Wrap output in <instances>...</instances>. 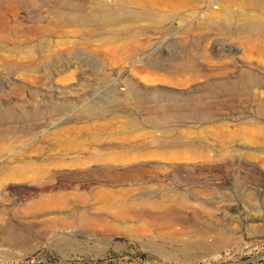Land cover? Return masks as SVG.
Instances as JSON below:
<instances>
[{"label": "rangeland", "instance_id": "rangeland-1", "mask_svg": "<svg viewBox=\"0 0 264 264\" xmlns=\"http://www.w3.org/2000/svg\"><path fill=\"white\" fill-rule=\"evenodd\" d=\"M126 1L0 0V264H264V12Z\"/></svg>", "mask_w": 264, "mask_h": 264}, {"label": "bare ground", "instance_id": "bare-ground-1", "mask_svg": "<svg viewBox=\"0 0 264 264\" xmlns=\"http://www.w3.org/2000/svg\"><path fill=\"white\" fill-rule=\"evenodd\" d=\"M163 1V0H162ZM173 1V0H172ZM243 1V0H242ZM93 4H91L90 6H98V8H103L101 9L100 13H96L97 15H95L96 19V23L100 24L102 28H105L106 31H111L112 33H114V36L116 38L122 37L124 36L127 32H128V28L131 26V24H134L136 21L135 20H151L154 19V17H156V19H159L161 17H163L164 19H167V16L165 15H160L157 14L156 12H148L146 15L144 16H138L136 15L135 11L132 10H127L124 9L122 10L121 5L123 6H127L128 2L126 0H92ZM111 2V3H110ZM113 2H115V6L114 8H112L111 4H113ZM153 2V1H150ZM160 2V1H159ZM164 2V1H163ZM179 2V1H178ZM147 3V1H146ZM158 3V2H157ZM161 3V2H160ZM168 3V2H167ZM155 4V3H154ZM159 4V3H158ZM164 4V3H163ZM240 4V3H239ZM133 5V4H132ZM156 6H158L157 4H155ZM168 5V4H167ZM255 6V8L257 7L259 10L258 12L262 13L264 12V0H249L247 2V4H245V6ZM137 6V5H136ZM169 6V5H168ZM133 7V6H132ZM139 7V6H138ZM163 7V6H162ZM242 7V6H241ZM238 10V12H234L233 14V18L232 20H226V23L228 24V21L230 22L229 25L230 27H233L234 31L237 33H246V32H251V31H256V29L260 28V31L264 32V20H261L260 16L261 14H257V19H255L254 17H252L253 15L250 14H245L243 13V9ZM93 8V7H92ZM143 8V7H142ZM167 8V6H166ZM254 8V9H255ZM147 9V8H146ZM148 11V10H147ZM98 12V11H96ZM140 12V11H139ZM143 13V12H142ZM146 13V12H145ZM244 15V17H240V15ZM75 15V14H74ZM255 16V15H254ZM255 16V17H256ZM162 18V19H163ZM72 19L75 21L81 22V23H89L91 21H93V19L90 16H86L84 15L83 18L81 19H77L74 18L72 16ZM209 19V18H208ZM228 19V18H227ZM131 21H135L134 23H131ZM234 21V22H233ZM158 22V21H157ZM131 23V24H130ZM90 24V23H89ZM211 24V23H210ZM97 26V25H96ZM225 26V25H224ZM96 29V27H95ZM49 30V28L47 29ZM132 30V29H131ZM136 30V29H135ZM99 31V30H98ZM123 38V37H122ZM126 38V37H125ZM202 53V52H201ZM200 53V55H201ZM204 55V54H203ZM206 55V54H205ZM188 63V62H187ZM190 63V62H189ZM188 63V64H189ZM187 65H183L180 66L179 69L176 70L177 73H182L184 71H188L191 70L192 72L195 71V69H193L195 67L192 68V66H188ZM182 65V64H181ZM188 66V67H187ZM189 72V71H188ZM190 73V72H189ZM174 76V75H173ZM196 76V74H195ZM200 76V75H199ZM197 79V77H196ZM182 82V81H181ZM156 123V122H155ZM154 125V124H153ZM174 129V128H173ZM164 130V129H162ZM136 157H141L140 155H133L131 158H136Z\"/></svg>", "mask_w": 264, "mask_h": 264}]
</instances>
